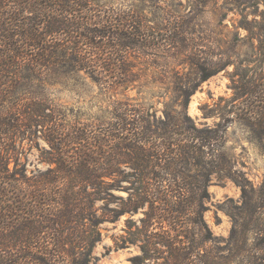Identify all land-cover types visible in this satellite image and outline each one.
Masks as SVG:
<instances>
[{
	"label": "rangeland",
	"instance_id": "rangeland-1",
	"mask_svg": "<svg viewBox=\"0 0 264 264\" xmlns=\"http://www.w3.org/2000/svg\"><path fill=\"white\" fill-rule=\"evenodd\" d=\"M16 1H5L0 14L13 11ZM247 1L88 0L81 11L89 18L112 22L113 31L139 44L125 47L118 41L112 51L93 54L86 41L78 55L95 68H80L69 60L73 52L67 50L68 58L58 57L53 68L32 73L25 64L16 78L2 76L0 94L5 98L0 96V116L16 115L18 127L0 136L8 148L0 149V157L17 159V170L34 183L45 181L44 173L53 168L48 162L58 152L46 142L52 126H44L43 118L72 126L81 135V141L71 146L67 136L64 142L69 145L59 149L73 170L81 157L99 159L90 138L119 135L112 126L122 112L146 118L160 131L168 121H179L182 131L189 127L218 131L222 162L215 173L207 155L198 166L180 160L168 172L171 165L165 156L140 170L124 163L115 164L113 172L102 168L112 176L98 179V191L88 190L104 199L94 203L95 223H103L97 227L100 241L90 264H264V109L259 116L241 111L243 101L232 80L241 75L264 86V52L259 44L264 43V33L262 39L255 34L262 31L264 0L255 7ZM174 37L181 41L170 43ZM204 75L212 76L203 82ZM190 93L185 109L183 94ZM16 100L21 109L35 101L33 108L38 104L44 117L15 111ZM150 142L158 145L156 139ZM13 167L11 163L10 171ZM56 177L61 180V175ZM72 182L70 176L48 193L23 196L25 207L14 218L21 222L35 204L42 210L37 215L44 217L56 204L61 187L70 186L71 194L83 190L80 185L71 188ZM181 189L187 194L185 201L174 196ZM136 206L140 209L133 212ZM39 218L35 220L42 223ZM57 254L54 250L57 258L44 259L49 264H72Z\"/></svg>",
	"mask_w": 264,
	"mask_h": 264
},
{
	"label": "trees",
	"instance_id": "trees-1",
	"mask_svg": "<svg viewBox=\"0 0 264 264\" xmlns=\"http://www.w3.org/2000/svg\"><path fill=\"white\" fill-rule=\"evenodd\" d=\"M5 1L7 0H0V6H6ZM87 1L17 0L14 2L13 11L9 9L4 16L0 14V43H3L2 47L0 46V90L2 76L11 75L16 78L25 64L29 65L28 68L32 73L33 70L39 72L44 68H53L58 57L61 56L60 60L68 58L67 50L73 52L69 60L78 63L80 68H95L96 65L86 62V59L78 55L80 45L86 41H89L88 44L92 47L93 54H98L97 51L101 49L112 51L111 48L118 41L119 46L125 47L139 44V41L131 39L124 33L113 31L115 27L112 22L110 24L109 22L95 23L94 19L88 17V13L81 11L86 8ZM247 4L255 7L259 5V1L248 0ZM71 15H73L72 18ZM262 23V31L255 33L259 39L264 33V20ZM41 27H44L43 31H40ZM67 38H69L68 41ZM175 40L176 42L181 41L177 37L168 41L171 43ZM259 44L261 51L264 52L263 41L259 40ZM25 48L28 49L27 53H25ZM29 50L31 51L28 52ZM229 65L230 63L226 66ZM100 66L104 68V64L101 63ZM211 76L204 75L201 80L204 82ZM243 77L245 76L237 75L232 78L234 84L237 85L234 91L237 93L238 100L243 101L241 111H246L251 116H259L264 109V86L258 84V80L256 84V80L252 81ZM192 94H183L185 99L182 107L185 109L189 107ZM0 96L3 95L0 94ZM15 103L13 109L22 110L21 113L24 116L33 114L37 117H44L38 104H36L38 107L36 110L33 108L35 101L25 104L23 106L25 110L21 109L20 100H16ZM135 115L124 112L116 115V122L112 127L119 131V135L109 134L106 137L93 136L90 138L95 141L91 143L94 145L92 151L99 156V159L89 161L81 157L75 161L74 170L73 166L67 165L64 157L61 158L62 154L59 149L69 145L64 142L67 136H69L71 146L81 141V135L79 136L78 130L72 126L67 125L68 128L66 125H60L56 119L43 118L46 119L44 121L42 119L44 126H52L45 137L46 142L58 152L54 153V159L48 162L53 168L50 167L44 173L45 181L41 183H34L26 174L20 173L17 170L20 163L14 157H0V264H49L44 258L45 256L57 258L52 255L54 250H58L57 256L62 258L64 263L70 260L72 264H90L92 250L100 241L97 237V227L103 223V221L99 224L95 223L94 203L104 200L95 198L93 192L100 189L99 178L112 176L111 173H102V168L113 172L115 164L124 163L140 170L148 167L153 159L159 160V156H165L160 160L163 159L171 165V168L166 167V172H168L167 170L174 171L176 162L180 160L195 161L198 166L206 155L213 159L212 162L210 161L213 173L221 168L222 158L217 154L219 151L217 149L219 143L217 129L197 131L189 127L182 131L179 121L171 123L168 121L165 122L164 131H160L151 127L148 119H138ZM15 116L8 119L0 116V136L6 137L15 127H18L15 124ZM66 131L72 134L66 135ZM153 139H156L158 145L149 143ZM103 141L107 143L114 141L116 144L108 146ZM3 142L4 139L0 138V149L4 148L6 151L8 148L3 146ZM183 143L184 146H182ZM11 163L14 164L12 171L9 168ZM58 174L61 175V180H67V177L71 176L73 181L71 188L74 189L80 185L83 190L71 194L70 186L61 187V192L56 193V204L50 205L44 217L37 215L42 213V210L35 204L32 206L34 211L18 222L19 220L14 216L16 212L25 207L23 196L32 197L39 193H48L53 188L59 187L61 180L57 181L56 175ZM89 189L93 192H88ZM174 196L184 201L187 199V194L182 189ZM139 207H134L132 211L137 212ZM37 217L43 218V222L36 221ZM81 226L84 227L83 230ZM79 249H84L85 252L78 253Z\"/></svg>",
	"mask_w": 264,
	"mask_h": 264
}]
</instances>
